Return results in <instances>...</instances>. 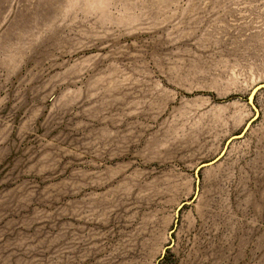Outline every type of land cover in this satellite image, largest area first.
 Here are the masks:
<instances>
[{
    "label": "rangeland",
    "instance_id": "1",
    "mask_svg": "<svg viewBox=\"0 0 264 264\" xmlns=\"http://www.w3.org/2000/svg\"><path fill=\"white\" fill-rule=\"evenodd\" d=\"M263 82L264 0H0V264H264Z\"/></svg>",
    "mask_w": 264,
    "mask_h": 264
},
{
    "label": "water",
    "instance_id": "2",
    "mask_svg": "<svg viewBox=\"0 0 264 264\" xmlns=\"http://www.w3.org/2000/svg\"><path fill=\"white\" fill-rule=\"evenodd\" d=\"M262 88H264V82L258 84V85L253 89L252 98H251V105L256 109V111H257V108H256V106H255V104H254V96H255V93H256L258 90L262 89ZM250 95H251V94H250ZM245 130H246V128H245L242 132L233 135V136L229 139V142L232 141L233 139H236V138L241 137V136L244 134ZM218 159H219V157H217V158H215V159H213V160H211V161H208V162H204V163H202L201 165L198 166L197 171L200 170V169L203 168V167L213 165ZM196 174H197V172H196ZM197 177H198V175H197ZM184 204H186V202H183V203H182V206H183Z\"/></svg>",
    "mask_w": 264,
    "mask_h": 264
},
{
    "label": "bare ground",
    "instance_id": "3",
    "mask_svg": "<svg viewBox=\"0 0 264 264\" xmlns=\"http://www.w3.org/2000/svg\"><path fill=\"white\" fill-rule=\"evenodd\" d=\"M251 98H252V94H251L250 99H249L250 100V103H251Z\"/></svg>",
    "mask_w": 264,
    "mask_h": 264
}]
</instances>
